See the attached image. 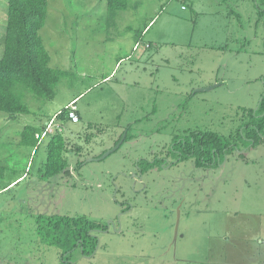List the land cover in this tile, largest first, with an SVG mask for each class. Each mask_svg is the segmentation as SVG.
<instances>
[{"label": "rangeland", "instance_id": "obj_1", "mask_svg": "<svg viewBox=\"0 0 264 264\" xmlns=\"http://www.w3.org/2000/svg\"><path fill=\"white\" fill-rule=\"evenodd\" d=\"M48 4L40 34L50 65L69 72L53 99L26 94L29 113L0 111V264H63L37 231L39 215L56 214L110 226L71 264H264V138L212 168L141 159L171 161L174 136L226 137L250 120L264 93V0H129L113 17L105 0ZM7 10L0 0V57ZM74 100L78 122L56 116ZM28 124L47 132L37 148L20 143ZM130 125L133 139L88 161ZM55 132L70 174L44 179Z\"/></svg>", "mask_w": 264, "mask_h": 264}, {"label": "trees", "instance_id": "obj_2", "mask_svg": "<svg viewBox=\"0 0 264 264\" xmlns=\"http://www.w3.org/2000/svg\"><path fill=\"white\" fill-rule=\"evenodd\" d=\"M105 1L110 17L129 5V0ZM48 7V0H8L4 53L0 57V111H5L12 117L30 112L29 105L25 102L28 93L42 99H53L56 85L69 72L50 65L51 56L40 34L46 23ZM258 10L260 17H263L264 7ZM247 113L250 120L240 125L235 135L225 137L213 131H195L186 137L174 136L170 149H179L182 153L181 160L194 158L197 167H213L225 155L237 149L238 141H246L252 146L263 141L264 93L258 108H250ZM56 116L67 117L65 107ZM131 128L130 125L122 145L134 138V134L130 132ZM42 133L43 130L37 125H25L21 131L20 143L37 148L40 141V136L37 135ZM122 135L115 144L121 140ZM65 149L66 141L61 132L50 136L41 177L49 179L61 173L70 174L69 162L64 156ZM141 159L145 170L160 164L157 157L152 160ZM82 163L83 161L77 168ZM5 170L6 167L0 165V177L4 176ZM103 228H107V225L103 226L85 216L56 214L37 217L39 236L59 250L61 260L65 259L63 264H71L66 259H69L76 248H80L84 254H91L98 244L95 232Z\"/></svg>", "mask_w": 264, "mask_h": 264}, {"label": "flooded vegetation", "instance_id": "obj_3", "mask_svg": "<svg viewBox=\"0 0 264 264\" xmlns=\"http://www.w3.org/2000/svg\"><path fill=\"white\" fill-rule=\"evenodd\" d=\"M180 137V136H179ZM263 137H264V135H263ZM172 143H173V141H172ZM171 143V144H172ZM121 146H122V144H121ZM120 146V147H121ZM172 152V151H171ZM172 153H175V158L173 159V160H171V161H169V157H167V156H164V157H161V156H156L159 160H161L160 161V166L161 167H163V168H167V167H169V166H173V165H176L177 163H180V162H182V161H187V160H189V159H187V160H181V157H182V153H181V151L179 150V149H174L173 150V152ZM174 155V154H173ZM226 156L227 155H225V157L222 159V160H219V162H218V164H216L217 166L218 165H222V163H223V161L225 160V158H226ZM144 158V157H143ZM154 158V157H153ZM152 158V159H153ZM152 159H150V160H152ZM139 160V159H138ZM203 167H205V168H210V167H206V166H203ZM214 167V166H213ZM212 168V167H211ZM143 174H144V172H143ZM142 174V175H143ZM132 205L128 208V209H132ZM127 211V210H126ZM110 229V226H107V228H105V229H102V230H100V232H105V231H107V230H109ZM98 237V236H97ZM99 240V239H98ZM86 255H89V254H86ZM65 261V259H62V261ZM69 259H66V261H68Z\"/></svg>", "mask_w": 264, "mask_h": 264}, {"label": "built area", "instance_id": "obj_4", "mask_svg": "<svg viewBox=\"0 0 264 264\" xmlns=\"http://www.w3.org/2000/svg\"><path fill=\"white\" fill-rule=\"evenodd\" d=\"M136 46H137V45H136ZM136 46H135V47H136ZM65 109L67 110V117H68L69 119H71V120L74 121V122H78V121L80 120V116H79V114H78V112H77V106H76V102H75V100L72 101V102H70V103L65 107ZM46 133H47V132H44V133L41 134V135H42V138L46 135ZM41 135H37V137L40 136V138H41Z\"/></svg>", "mask_w": 264, "mask_h": 264}, {"label": "water", "instance_id": "obj_5", "mask_svg": "<svg viewBox=\"0 0 264 264\" xmlns=\"http://www.w3.org/2000/svg\"><path fill=\"white\" fill-rule=\"evenodd\" d=\"M207 89H209V88L197 89V90H195V92H197V91H203V90H207ZM126 135H127V133H124L122 135L121 140H119V142H117L113 147L107 149L101 156H99L97 158H90V159H88V161H91L93 159H99V160L100 159H104L107 156H109L110 154H112L113 152H115L116 150H118L120 148L121 144L123 143V141L125 140Z\"/></svg>", "mask_w": 264, "mask_h": 264}, {"label": "crops", "instance_id": "obj_6", "mask_svg": "<svg viewBox=\"0 0 264 264\" xmlns=\"http://www.w3.org/2000/svg\"><path fill=\"white\" fill-rule=\"evenodd\" d=\"M20 178H22V176H18L17 179H12V184L15 183L17 180H19Z\"/></svg>", "mask_w": 264, "mask_h": 264}]
</instances>
